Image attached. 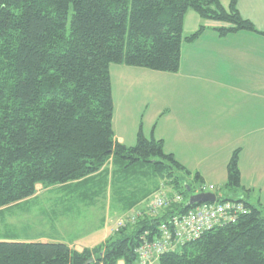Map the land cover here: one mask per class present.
<instances>
[{
	"label": "trees",
	"instance_id": "16d2710c",
	"mask_svg": "<svg viewBox=\"0 0 264 264\" xmlns=\"http://www.w3.org/2000/svg\"><path fill=\"white\" fill-rule=\"evenodd\" d=\"M236 3L229 0L226 9L220 0H0V210L39 190L87 182L110 162L118 166L111 184L119 179L116 172L125 173L133 185L139 173L143 187L155 180V187L162 182L171 191L169 198L183 197L157 213L142 210L135 224L81 251L61 242L0 241V264H138L142 243L158 238L161 226L190 210L189 197L203 190L185 184L184 176L191 173L164 153L162 141L146 139L140 129L134 146L116 142L109 68L177 73L181 45L194 42L204 30L200 26L184 36L189 11L202 21L225 24L215 29L222 36L238 31L264 35L240 17ZM238 154L228 162L223 187L239 199L216 198L241 203L244 213L153 264H264V208L258 199L249 202L253 192L241 187ZM108 178L104 173L102 180ZM116 190L121 193L120 187ZM127 191L122 203L128 210L151 193L139 197L135 185ZM59 219L60 214L53 215V226L62 224ZM40 221L32 216V227H42Z\"/></svg>",
	"mask_w": 264,
	"mask_h": 264
},
{
	"label": "crops",
	"instance_id": "0c3cea01",
	"mask_svg": "<svg viewBox=\"0 0 264 264\" xmlns=\"http://www.w3.org/2000/svg\"><path fill=\"white\" fill-rule=\"evenodd\" d=\"M236 8L242 19L249 21L259 33H264V0H237ZM189 14L183 23L184 36L195 33L200 26L204 30L194 42L181 45L177 73L110 66L114 138L116 142L132 147L141 129L146 139L162 141L164 153L171 154L188 172H196L201 180L212 175L226 182L228 162L232 154L239 151L241 187L251 190L253 202L258 199L264 208V35L238 31L222 36L215 29L225 27V24L202 21L198 15ZM186 20L191 21L188 30L185 29ZM108 166L87 182L70 189L39 190L32 198L11 207L22 206L20 210H23L33 199L44 194L52 195L58 203L65 199V204L70 201L74 206L94 205L101 189L107 182L111 185L112 171ZM202 166L210 169L205 170ZM104 173L109 181L102 180ZM205 188L201 186L203 192ZM165 192L171 193L166 189ZM68 196L72 198L67 199ZM9 208L0 213L7 214ZM68 211L70 206L63 209L61 216ZM54 214L52 205L38 211L16 213L12 219H19V223L27 228L33 226L32 216L43 218L45 224L39 223L47 227L45 232L41 230L39 236L23 239L0 238V241L61 242L81 251L96 246L107 236L102 234L99 241L91 242L92 238L86 235L82 240L78 232L71 238L60 235L58 229L64 231V227L57 221L53 226ZM63 219L64 216L58 221L63 223ZM66 228L70 233L74 230L71 226ZM79 239L87 244L81 246V242H76ZM76 246H80V250Z\"/></svg>",
	"mask_w": 264,
	"mask_h": 264
},
{
	"label": "rangeland",
	"instance_id": "374dc122",
	"mask_svg": "<svg viewBox=\"0 0 264 264\" xmlns=\"http://www.w3.org/2000/svg\"><path fill=\"white\" fill-rule=\"evenodd\" d=\"M222 6L227 9L228 2L229 0H220ZM190 13V14H189ZM197 15L192 11L187 12L185 15ZM184 17V19L186 18ZM191 21L186 20V27L185 29L188 30L191 25ZM192 24V23H191ZM108 166V170H116L118 168L117 164L113 165V163L110 162ZM202 168H206L205 170L210 169V167L202 166ZM116 173H120L119 179L116 177L114 178L113 182L111 185L104 186L101 189V193L98 195L97 200L94 202V205H83L79 204L74 206L73 203L70 201L68 204L64 203V201L61 199V203H58L59 200L56 198H53L52 195L50 194H44L41 197L33 199L29 205H26L23 207V210H20L22 206H14L9 208V212L6 213H0V238H18V239H23L25 237H33V236H39L38 232L42 230V232H45V228L47 227H39L36 225V227H23L19 223V219H12L14 214L16 213H21L23 214L24 210H29L32 211L33 209L38 211L40 209H44V207H51L54 210L55 214H60L63 211V209L66 208V206H70V211L65 212L63 214L64 216V222L62 223L64 227V231L59 230L60 235H65L66 237H74L77 232L79 233L80 237H83L82 240L87 236L92 238L90 241H99L102 234L106 235V238L103 239V241H100L97 245L103 243L116 231V227L118 225V222L120 220L127 221L131 215H133V212H136L139 209V212L141 210L146 209L148 202L150 199L155 195V194H166L165 189L161 188L158 191H150L151 189L153 190L154 182L155 180H149L146 183V186L143 187L141 176H139V173L135 174L134 180H137L138 182H134L135 188L139 190V197H142L147 191H150L151 193H147L146 199H142L138 205L133 206L131 208L132 210L128 211L126 210L128 207H124V203H122V197L126 196L128 194L127 189L133 187V180L132 182H128L125 177V173L119 171ZM144 173H140V175L143 176ZM195 173H191L189 176H184V181L185 184L190 185L192 189L196 190L198 186H205V191L204 193H213L217 196L218 199H224L230 195L229 198L231 200H238L239 196L238 194H232L224 190V185H225V180L224 179H219L215 176H207L203 177V180H198L195 177ZM123 179V181L120 183V181ZM110 178L107 179L109 181ZM227 180V179H226ZM120 183V184H119ZM123 183V184H122ZM158 183V181H157ZM116 184V185H115ZM212 185V188H211ZM121 188V193H119L116 188ZM144 188V189H142ZM56 191V190H55ZM53 194L55 193L54 191L52 192ZM137 194V192H136ZM67 194L64 195V198ZM122 195V196H121ZM121 196V198H119ZM58 198V197H57ZM71 199L72 196H68L67 199ZM51 199L50 201H48ZM55 199V201H54ZM187 202V199L185 200V203ZM249 202H253V198H249ZM24 205V204H22ZM73 205V206H72ZM44 211V210H42ZM123 211V212H122ZM127 216V217H125ZM62 218V216H61ZM45 224V221H42ZM47 225V224H46ZM61 225V226H62ZM72 227L74 230L70 233L69 228L66 227ZM58 227V226H56ZM86 235V236H85ZM76 242H81L79 243L81 246H85L87 244V241H81L80 239ZM80 250V246H76Z\"/></svg>",
	"mask_w": 264,
	"mask_h": 264
},
{
	"label": "built area",
	"instance_id": "2783aa9c",
	"mask_svg": "<svg viewBox=\"0 0 264 264\" xmlns=\"http://www.w3.org/2000/svg\"><path fill=\"white\" fill-rule=\"evenodd\" d=\"M181 202L183 200L179 195L169 198L164 194H155L148 202L146 209L150 214L157 213L159 210ZM244 211L241 203L232 201L201 204L194 207L182 216L173 218L168 225L161 226L158 238L142 243L136 251L138 264H153L164 253L198 239L213 228L234 220ZM141 213L134 212L127 221L120 220L116 229L124 227L127 223L135 224L141 217Z\"/></svg>",
	"mask_w": 264,
	"mask_h": 264
},
{
	"label": "water",
	"instance_id": "95a60500",
	"mask_svg": "<svg viewBox=\"0 0 264 264\" xmlns=\"http://www.w3.org/2000/svg\"><path fill=\"white\" fill-rule=\"evenodd\" d=\"M189 191V189H188ZM217 202L216 195L213 193H199L189 197L186 206L191 209L201 204H215Z\"/></svg>",
	"mask_w": 264,
	"mask_h": 264
},
{
	"label": "bare ground",
	"instance_id": "6f19581e",
	"mask_svg": "<svg viewBox=\"0 0 264 264\" xmlns=\"http://www.w3.org/2000/svg\"><path fill=\"white\" fill-rule=\"evenodd\" d=\"M198 193H199V191H197ZM183 198V197H182ZM139 212V211H138ZM125 217H127V216H125Z\"/></svg>",
	"mask_w": 264,
	"mask_h": 264
}]
</instances>
